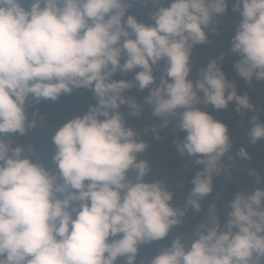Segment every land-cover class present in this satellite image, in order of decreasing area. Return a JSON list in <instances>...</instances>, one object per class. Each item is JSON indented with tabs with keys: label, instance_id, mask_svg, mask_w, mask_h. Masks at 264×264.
Instances as JSON below:
<instances>
[{
	"label": "clouds",
	"instance_id": "1",
	"mask_svg": "<svg viewBox=\"0 0 264 264\" xmlns=\"http://www.w3.org/2000/svg\"><path fill=\"white\" fill-rule=\"evenodd\" d=\"M227 4L171 0L146 25L132 15L123 19L125 0H31L29 8L23 0H0V136H23L34 126H26L30 96L35 103L56 101L85 88L97 98L52 136L62 184L23 155V147L0 138V264H115L118 257L134 264L138 245L165 238L189 205L200 211L199 201L212 193L214 173L220 174L232 144L226 124L197 105L223 110L235 101L238 112L255 108L247 94H237L216 59L199 79H190L192 50L208 42L205 29ZM233 9L242 15L231 42L240 57L234 67L248 83L264 81V0H233ZM162 60L164 75L150 88L153 66ZM138 67L134 81L112 79ZM137 85L150 90L145 102L165 118L162 126L178 118L176 127L186 133L179 153L205 165L192 180L184 209L173 206V192L163 181L145 180L149 164L137 159L148 144L136 139L120 111L127 104L130 115H140L142 106L124 95ZM258 121L252 117V144L264 138ZM238 155L249 158L244 148ZM229 207L227 231L220 230L213 205L190 247L177 237L150 264H260L264 188L236 193Z\"/></svg>",
	"mask_w": 264,
	"mask_h": 264
},
{
	"label": "trees",
	"instance_id": "2",
	"mask_svg": "<svg viewBox=\"0 0 264 264\" xmlns=\"http://www.w3.org/2000/svg\"><path fill=\"white\" fill-rule=\"evenodd\" d=\"M30 3L31 0H23L25 8H29ZM125 4L127 6L123 18L125 21L129 15H132L138 22L153 25V13L160 7H169L171 0H125ZM241 20V12L233 9V0H228L227 10L214 17L213 25L205 29L208 42L196 45L192 50L190 79L193 81L199 79L201 70L210 60L216 59L226 78L234 83L237 94H247L255 108L251 111L238 112L235 101L230 102L228 108L223 110H217L212 105L203 103L197 105L216 120L226 124L232 147L220 162V174L214 173L212 193L199 201L200 211H195L189 205L186 214L181 218V223L173 226L165 238L138 245L139 250L134 264H150L152 258L169 247L177 237L184 241L186 247H190L191 241L197 239V232L201 229V225L209 220V208L213 205L215 214L219 218L220 230L227 231V213L230 210V201L236 193H251L257 188H264V138L252 144L248 136L253 116L259 118L258 122L264 123V81L253 78L251 83H248L234 67L240 57L231 52V42ZM211 27L215 31H211ZM222 55L223 58L219 60ZM126 59V56H122L121 63ZM165 67V60L153 66L156 80L150 88L159 86ZM141 70L138 67L127 73L118 71L112 79L134 81L136 72ZM149 94V89L141 90L138 85L125 90L124 95L141 105L142 111L139 116L130 115L131 110L127 104L121 105L120 111L124 115L126 125L135 131L136 139L148 144V148L143 153L137 154V159L147 161L150 167L145 180L163 181L173 192V206L184 209L193 188L192 180L197 172L204 169L205 165L196 164V156H189L186 152L182 156L179 153L177 144L184 139L186 133L176 127L178 118H171L167 126H162L165 118L153 115L151 105L145 102ZM199 95L203 97L202 92ZM96 103L97 98L94 93L85 88H74L70 94L62 93L56 101L41 99L39 103H35L30 96L26 105V126L33 123L34 126L28 127L23 136L4 134L0 138L12 147H23L25 149L23 155L43 166L56 178V183L62 184L63 179L58 166L53 161L56 146L52 143V136L64 122L86 114L89 107ZM157 135L159 139L156 138ZM241 148L247 151L248 159L238 155ZM132 175L133 173L129 172V176ZM78 204L79 202H73V206H78ZM73 218H75V213H73ZM111 239L113 238L110 237V241ZM115 264H126V257H118ZM260 264H264V258L261 259Z\"/></svg>",
	"mask_w": 264,
	"mask_h": 264
}]
</instances>
